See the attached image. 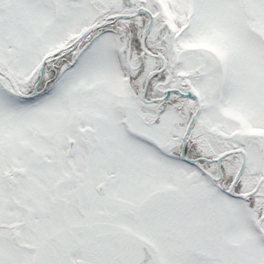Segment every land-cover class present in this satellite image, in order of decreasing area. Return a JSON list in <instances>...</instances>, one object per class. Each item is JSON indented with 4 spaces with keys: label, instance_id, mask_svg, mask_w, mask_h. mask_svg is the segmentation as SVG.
I'll use <instances>...</instances> for the list:
<instances>
[{
    "label": "snow or ice",
    "instance_id": "1",
    "mask_svg": "<svg viewBox=\"0 0 264 264\" xmlns=\"http://www.w3.org/2000/svg\"><path fill=\"white\" fill-rule=\"evenodd\" d=\"M0 264H264V0H0Z\"/></svg>",
    "mask_w": 264,
    "mask_h": 264
}]
</instances>
